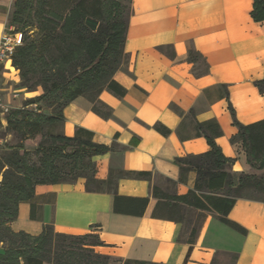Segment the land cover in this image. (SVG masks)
I'll use <instances>...</instances> for the list:
<instances>
[{"label":"crops","instance_id":"obj_1","mask_svg":"<svg viewBox=\"0 0 264 264\" xmlns=\"http://www.w3.org/2000/svg\"><path fill=\"white\" fill-rule=\"evenodd\" d=\"M15 1L0 0V41ZM252 8L254 0H132L125 43L129 63L114 76L126 95L101 93L100 99L112 108L109 118L95 113L87 98L77 97L63 109L59 131L73 137L84 128L93 132L95 142L111 147L93 157L97 178L122 171H148L151 178L119 177L116 193L88 191L84 177L38 184L34 196L19 203L11 229L37 236L46 224H53L67 234L94 232L105 242L95 247L99 253L164 264H264L262 200L238 198L229 212L228 218L246 229L243 233L214 210L186 205L183 221L153 215L159 202L154 188L171 205L174 201L168 197L195 187L198 168L181 180L176 159L211 150L187 116L191 109L197 121L215 118L220 123L224 133L216 143L232 160L225 169L235 175L253 169L243 140L232 141L239 128L221 89L228 85L239 122L264 120V93L255 85L264 79V21L253 18ZM168 45L175 58L161 50ZM190 48L204 56L209 72L196 74L187 60ZM20 81L19 72L7 63L0 75V96L12 109L31 98ZM0 123L5 133L1 143L9 142L13 134L1 114ZM157 124L170 133L160 132ZM195 226L196 238L190 243Z\"/></svg>","mask_w":264,"mask_h":264},{"label":"trees","instance_id":"obj_2","mask_svg":"<svg viewBox=\"0 0 264 264\" xmlns=\"http://www.w3.org/2000/svg\"><path fill=\"white\" fill-rule=\"evenodd\" d=\"M252 9L253 18L264 21V0H254ZM131 13L132 0L15 1L9 27L22 34V44L16 48L13 65L21 72V87L30 91L42 87L44 92L37 99L26 100L23 107L12 109L6 116V130L17 137L18 142L7 145L0 154V244H6L3 252L0 247V264H164L99 253L95 247L105 242L94 232L67 234L56 231L53 224H46L43 232L35 236L24 231L15 232L9 225L18 216L19 203L30 200L38 184L84 177L88 191L116 193L119 177L151 178L148 171H122L117 176L111 173L108 179H99L93 157L111 147L95 142L93 132L84 128H78L76 134L69 137L46 127L59 120L64 122L63 109L79 96L91 101L93 111L100 116L109 118L112 115V108L100 99V95L104 90L118 97L127 93L114 76L129 63L125 43ZM161 50L171 58L176 56L171 45L162 46ZM187 60L194 64L197 75L210 70L207 60L195 48L189 49ZM255 85L264 93V79L257 80ZM221 89L227 96L233 123L239 128V134L232 141L242 139L251 165L260 161L263 167L264 120L248 125L239 122L228 85L223 84ZM41 101L55 106L57 113L45 116L27 108ZM187 116L192 118L196 134L208 139L211 150L176 159L181 167V180L192 168H198L195 187L185 195L168 197L174 201L171 205L154 188L153 194L159 202L153 215L183 221L188 205L214 210L224 223L246 232L230 220L228 214L238 198L264 201V197L254 198L241 193L246 188L264 193V176L242 173L235 185V174L225 169L232 160L224 157L216 143L224 133L220 123L215 118L197 121L193 109ZM156 128L163 134L170 133V129L162 124H157ZM39 136L38 164L31 161L25 143ZM142 201L146 206L149 199ZM196 234L195 226L190 231V243H194Z\"/></svg>","mask_w":264,"mask_h":264},{"label":"rangeland","instance_id":"obj_3","mask_svg":"<svg viewBox=\"0 0 264 264\" xmlns=\"http://www.w3.org/2000/svg\"><path fill=\"white\" fill-rule=\"evenodd\" d=\"M13 29H14V27H13ZM21 37H22V34H21ZM15 70H17L19 72L20 79L22 80L20 70L17 69L16 67H15ZM20 83H21V81H20ZM20 83H19V86H20ZM23 92L30 93V97L31 98H29V99H37L44 91H43L42 87H39L37 90H31V91L28 90L27 88H24ZM25 102H26V100L24 101V104H25ZM39 106H41V108ZM27 108L31 109V110H33V111H35L37 113H41L42 115H45V116H50V115H53V114L57 113V111L55 109V106H52V105L49 106L44 101H41L40 103H32V104L28 105ZM62 125H63V122L61 120H59L55 124H47L46 127H48V129L50 131L54 130L56 132H60L59 129H60V127H62ZM0 126H1V123H0ZM4 135H5V133L0 131V137H3ZM40 140H41V137L39 136L36 139L28 140L25 143L26 148L31 153V155H30L31 161L34 162V163H38V164L40 163V161H39L40 155L36 152V149H37V146H38V142ZM17 142H18L17 137H15L13 135V138L9 142L1 143L0 144V154L3 152V150H5L7 148V145H9V146L10 145H15ZM246 174L255 175L257 177H262V176H264V166L261 167L260 161H257V163H255V165L253 166V169L249 173H246ZM240 175L241 174H239V175L236 174L235 175V179H234V184L235 185L238 184ZM1 181H2V176H0V186H1ZM241 193H242V195L249 196V197H254V198H263L264 197V193L263 192H260V191L254 189V188H246ZM5 246H6V244H3V243L0 244L2 252L4 251V247Z\"/></svg>","mask_w":264,"mask_h":264},{"label":"built area","instance_id":"obj_4","mask_svg":"<svg viewBox=\"0 0 264 264\" xmlns=\"http://www.w3.org/2000/svg\"><path fill=\"white\" fill-rule=\"evenodd\" d=\"M22 44V37L20 33H15L12 28L8 27L0 41V75L2 68H5L7 63L10 66L13 65V55L16 51V48ZM12 110L10 104L4 101L0 96V114L4 117ZM1 144V140H0Z\"/></svg>","mask_w":264,"mask_h":264}]
</instances>
